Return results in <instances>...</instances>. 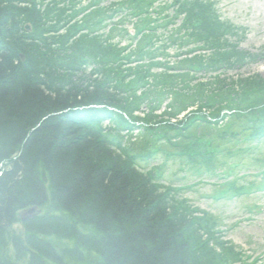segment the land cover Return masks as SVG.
Wrapping results in <instances>:
<instances>
[{"label": "trees", "instance_id": "obj_1", "mask_svg": "<svg viewBox=\"0 0 264 264\" xmlns=\"http://www.w3.org/2000/svg\"><path fill=\"white\" fill-rule=\"evenodd\" d=\"M105 1L0 0V264H198L193 241L206 264H231L204 247L222 246L211 217L172 205L177 189L162 192L136 163L173 153L159 147L176 148L172 133L196 173L226 178L258 163L260 182L228 177L220 195L261 186L264 82L225 79L249 57L224 44L234 28L211 2ZM198 43L207 55L171 60ZM132 135L152 149L138 152ZM30 208L38 214L13 229Z\"/></svg>", "mask_w": 264, "mask_h": 264}, {"label": "rangeland", "instance_id": "obj_2", "mask_svg": "<svg viewBox=\"0 0 264 264\" xmlns=\"http://www.w3.org/2000/svg\"><path fill=\"white\" fill-rule=\"evenodd\" d=\"M119 1L120 0H106L103 5L107 6L109 3L112 5V3L116 4ZM207 1L213 4L219 19L229 23L234 28L233 36L231 35L229 39H225L226 42H224V44L230 43L236 46L238 51H241V53L249 57L243 61L244 64L235 66L231 71L225 73V79L236 81L244 77H255L254 79L262 85L261 81L264 82V0ZM88 2L89 0H81L82 6H85ZM87 9L85 13L90 10ZM120 9L124 11L125 6L120 7ZM122 13L123 12L112 14V17H114L113 20L116 21ZM98 17H103L104 23L108 22V19L103 13H98L96 18ZM180 20L181 18L179 20L175 19L174 24L178 25ZM126 27H128L129 31L132 33L131 27L129 25H126ZM104 30L107 31V28L104 27ZM162 31L164 30L159 28L157 33ZM126 44L128 43L123 41L122 45ZM197 45L198 46L183 48L181 49L182 52L178 54H173V50H170L169 55L171 56V60L175 61L176 59L180 60L185 57H202L203 55H207L205 52L204 54L197 52L189 55L195 51L189 50L191 48H207V46L202 43H198ZM178 55H182L183 57H178ZM207 57L209 58V56ZM185 114L184 112L180 114L179 117L182 118ZM235 121L236 120L233 119L232 122ZM204 132L206 133L207 130ZM167 137L169 142L173 144H175L174 142H178L179 144H175L176 148L169 149L164 144H159L162 150H183L185 140L181 141L178 135L174 136L172 133H169ZM128 141L133 143V145L137 147L136 150L142 154L152 149L151 145L143 146L144 144H139L141 147H138L136 142H139V138L137 136L135 137V135H132L130 139L128 138ZM131 147L133 146L131 145ZM262 147H264V144ZM156 155L157 156L151 159L147 169L140 170L145 174H150L152 169L161 166L164 175L159 180H154L157 185L156 187L162 192H166L165 189L169 187L172 189L181 188L179 192L173 191L167 193L170 197V203L181 209L188 208L206 212L208 216L211 217L210 222H214V225L216 223V230L221 232L216 238H218L222 246L218 247L216 243L214 244L212 241H208V245H204V247H207L205 249L211 250L210 248H213L214 251H216V255L222 257L223 254L231 264H238L236 263L237 259L248 260V263H250L251 260L255 259L257 256L259 257L258 264H264V191H260L259 193H246V195H239L232 199L225 198L222 200L215 185L201 183L193 185L192 187H187L194 184L195 182L193 181L196 179L191 178V173L187 171L188 163L184 158H165L160 153ZM245 160L247 161V166L241 171L248 174H255L254 172L260 167L258 163L256 164L253 160L252 162L248 159ZM208 179H210V182L220 181V179H215L214 177H208ZM248 179L252 178L249 177ZM253 205H257V208H254ZM28 210L19 213V221L16 222L13 229L21 231V223H24L27 219L33 218L35 216L34 214H38L37 209H33L30 214L27 213ZM183 215L185 216V212ZM193 245L194 246L189 245L190 255L192 256L190 259H197L198 264L199 261H201V264H206L205 256L208 253L200 251L203 247L196 246L194 241ZM191 249L197 250L198 256L192 255L194 253H192ZM199 253L204 257H201ZM187 255L189 256V254ZM213 262L214 261L207 264H214Z\"/></svg>", "mask_w": 264, "mask_h": 264}, {"label": "water", "instance_id": "obj_3", "mask_svg": "<svg viewBox=\"0 0 264 264\" xmlns=\"http://www.w3.org/2000/svg\"><path fill=\"white\" fill-rule=\"evenodd\" d=\"M32 211H33V209H29V210L27 211V213L30 214Z\"/></svg>", "mask_w": 264, "mask_h": 264}, {"label": "bare ground", "instance_id": "obj_4", "mask_svg": "<svg viewBox=\"0 0 264 264\" xmlns=\"http://www.w3.org/2000/svg\"><path fill=\"white\" fill-rule=\"evenodd\" d=\"M169 10H171V9H169ZM167 12V11H166ZM170 12V11H169ZM223 23H227V22H224V21H222ZM227 24H229V23H227ZM24 220V219H23Z\"/></svg>", "mask_w": 264, "mask_h": 264}]
</instances>
